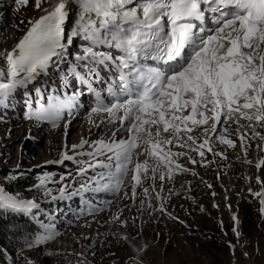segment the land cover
I'll return each instance as SVG.
<instances>
[{
  "label": "snow or ice",
  "instance_id": "snow-or-ice-1",
  "mask_svg": "<svg viewBox=\"0 0 264 264\" xmlns=\"http://www.w3.org/2000/svg\"><path fill=\"white\" fill-rule=\"evenodd\" d=\"M45 2L34 0L44 14L28 22L11 50L0 52L5 64L0 68V105L18 86L58 67L78 40L80 51L69 74L80 84L94 91L99 66L109 63L119 73V91L110 89L113 102L105 104L96 93L91 112L107 113L108 122L118 120L120 128L107 139H81L71 145L72 155L64 152L55 161L87 158L77 160V176L86 179L71 194H117L131 173L135 196L150 171L154 184L156 179L191 171L178 162L181 156L197 163L188 152H173L171 146L194 151L203 160L206 151L213 152L212 139L236 146L228 129L218 125L241 119L264 122V0H59L51 10L43 8ZM28 4L29 0H15L17 11ZM77 95L54 96L47 108L28 118L58 119L74 107ZM199 128L202 135H194ZM121 130L127 136L117 139ZM210 132L216 135L209 136ZM141 154L144 160L138 159ZM261 165L264 160L257 167ZM89 170L93 175L88 176ZM51 180L47 173L39 178V187L49 196L52 189L46 186ZM68 187L58 189L60 197L69 194ZM144 193L148 195L149 189ZM253 195L261 197L264 212V190ZM157 198L163 199L159 193ZM39 208L35 200L18 198L0 187V210L32 213ZM159 210L166 211L163 203ZM53 229L47 225L46 234H37L34 244L53 239L57 234Z\"/></svg>",
  "mask_w": 264,
  "mask_h": 264
},
{
  "label": "clouds",
  "instance_id": "clouds-1",
  "mask_svg": "<svg viewBox=\"0 0 264 264\" xmlns=\"http://www.w3.org/2000/svg\"><path fill=\"white\" fill-rule=\"evenodd\" d=\"M87 121L91 123L92 120L88 119ZM250 124L252 126H250ZM88 127L89 125H87L85 122L80 123L79 121L77 122V125H72L69 128V130L72 131L69 143H67L68 145L66 148H62L61 150L72 152L71 145L79 144L85 134L91 135V138L89 139L90 142L97 140L101 138V135H104V130L101 128L93 127L91 130H87ZM118 128H120V124L117 120L115 121L114 132H116ZM218 128L221 130L223 128L228 129L230 138L236 143L234 148L227 147L226 145L220 143L218 138L212 139L211 144L213 147V152L206 151L204 159L201 160V157L194 151H188L187 148L182 149L178 146H171L173 152H188V155L197 160V163L192 164L187 156H181L178 158V162L184 165L186 168L191 169V171L177 172L174 174L172 179L166 178L163 181L156 179L154 184L151 179L150 171L149 179L143 180V183L136 187L135 196L132 195L133 182L130 178L131 173H129V176L125 178L124 185L119 193L113 194L111 192H100L95 193L96 197H94L92 194H87L90 192L71 194L79 189L80 184L84 182L86 177L82 178L76 176L70 180L65 179L61 181L59 176H52L51 181L53 183V192L51 196L46 195V197L43 199L35 198L39 199L38 202L40 203V208L38 210L34 209L39 213V217L35 228L32 229V233L35 235V237L37 234H46V226L51 224L54 225L53 230L57 234L53 239L48 240V242L40 248H35L32 246L21 249L17 254V261L13 264H29L30 261L31 264H38L37 261L39 258L48 262L49 264H127L124 261H119L114 256L118 247H123L124 243H127V241L133 243L134 249L132 250V253H134L138 259H141L140 254L146 252L147 248H149V245L142 234L137 235L134 231L137 225H143V222H145V217L149 216L150 214L156 219L166 218L168 220H173L180 223L185 221V218H183L176 210V204L172 201V198L168 200L169 195L173 197L181 194L183 198L181 206L184 207V210L188 215L192 216V218L199 219L198 215L200 214L203 216L208 214L209 216L211 215L215 218L216 211L212 207H206L203 209V205L191 192V185L189 182L191 179L195 178L193 169L201 168L203 166L214 169V177L218 182V184L215 185V189L223 190V198L224 200H228V190L230 189L225 187L223 181L221 180L222 175L220 173V166L218 165L217 161H221V159L233 161L236 159L235 151L238 149H240V157H245L248 159L247 147L250 146L251 143L259 144L258 148L263 146L261 144V140L264 139V122L257 124L255 121L249 122L247 120L241 119L239 120V123L229 121L227 124L218 125ZM33 132L35 135L34 141L28 139L30 140L31 144L36 145L40 139L46 140V142H48L47 140L49 139L52 140L48 135L43 133V131H40L39 133H37V131ZM254 133H259V135H254ZM1 134L2 133H0V135ZM193 134L196 136H201L202 128L196 129ZM215 135L216 134L211 132L209 133V136ZM241 135L245 136V140L243 142L240 140ZM126 136L127 132L121 130L118 133L117 139ZM56 138L57 137L53 139ZM60 139L61 144H66L68 136L65 140L61 135ZM87 147L88 146L85 145V148ZM75 151L79 152L81 150L76 149ZM216 153H223V155H217ZM145 158L146 157L143 154L138 157L139 160H144ZM75 159L80 160L87 158L81 157L80 159H77L76 157ZM261 160H263V158L260 151L254 159V166L257 174L262 167V165L257 167V164ZM206 161H208V163H206ZM151 162L152 161L150 160V163ZM42 167L43 165L40 162L34 171L39 170L38 168ZM56 167L61 172L77 173V171L75 172V164L70 161H63L59 165L56 164ZM161 171H163V169H161ZM91 175H93L92 171L88 173V176ZM157 175H159V173ZM208 176L209 175H207V177L205 176V179H208ZM187 177L190 179L189 182ZM256 177H258V175H256ZM256 180H258L257 184L260 186L261 191L264 190L263 182L260 180V178ZM204 183H206V181ZM64 185L70 186L68 187L69 194L60 197L58 189ZM211 187L213 188L212 184ZM145 188L149 189L148 195H145L144 193ZM247 189L248 191L251 189V191H247L250 194H246V196L251 194L253 195L254 191L252 190V186L250 185L249 181ZM157 193H159V196L163 199H158ZM52 196H56L57 198L52 199ZM46 199L49 201L48 205L47 202L41 203V201H46ZM260 199L261 197L258 198V202H260ZM142 201L144 202L143 204L141 203ZM81 203L85 205V208L82 207ZM162 203L166 209L164 212L159 210ZM259 205L261 209L262 205ZM192 206L198 207L196 208V213H193L191 210ZM225 206L229 208L227 201H225ZM210 208L213 209L214 212H212ZM238 212L239 211L233 212L231 209H228V214L230 216L229 218L234 220L233 217H236V220L238 221ZM263 213L261 214V217ZM196 214L197 217L195 216ZM112 227H115L116 230L111 231L110 229ZM118 229L123 230L124 234H115L118 232ZM202 233L206 234L207 237L208 235L214 234L213 230L209 229H203ZM137 238H140V240H137ZM34 240L31 241L30 244L35 245ZM66 241H70V243L66 244ZM75 243H78V245ZM30 249H34V251L38 252L37 261L31 258L29 260L27 259L26 263L21 262L22 252L28 251ZM6 263L11 264L9 262Z\"/></svg>",
  "mask_w": 264,
  "mask_h": 264
},
{
  "label": "rangeland",
  "instance_id": "rangeland-1",
  "mask_svg": "<svg viewBox=\"0 0 264 264\" xmlns=\"http://www.w3.org/2000/svg\"><path fill=\"white\" fill-rule=\"evenodd\" d=\"M47 4L48 0L43 4V7L46 8ZM40 11L41 10L35 8L34 0H29V4L27 6H22L19 11L16 10L15 0H1L0 12L3 16V22L0 25V41H3L0 42V52L9 50L16 44L15 42L25 32L28 22L34 19ZM70 52L75 53V49L71 47ZM62 62H65V60ZM3 64V59H0V66ZM64 67H66V65ZM67 70L68 68L66 67V71ZM59 96L63 99L62 94H59ZM52 97L53 95L50 94V100H52ZM15 132L12 136L5 130V132L0 135V187H3L5 191L11 194L17 195L18 198L32 199L38 202L39 199H34V196H29L24 191L9 190L6 186V183L10 179L8 174L18 170H26L34 173V169L38 166L40 161L43 165V169H38L42 170V176L46 173L51 176L57 173L59 169L56 168L51 161L55 159L52 151L56 149V151L59 152L61 148H63L60 132L57 131L53 136L57 137L56 139H49L47 140L48 142L40 139L36 145L31 144L30 140H27L28 137L26 138L27 141L23 140L22 142L21 138L23 139L26 137L23 131L18 132V130H16ZM68 133V140H66L65 145H68L67 143H69L72 131L69 130ZM258 146L259 144L251 143L250 146L247 147L248 159H243V161L249 162L251 171H249V167L245 169L244 163H237L225 159L217 161L222 175L221 180L225 187L230 189L228 190V200H224L223 190L215 189V185H217L218 182L214 177V169L203 166L193 169L195 178L191 179L190 182L189 177H187L193 195L203 205V209L212 207L216 211L215 218L205 214L204 217H200L201 220L194 219L192 216L188 215L184 207L181 206L183 200L181 194L173 197L169 195L168 200L172 198V201L176 204V210L188 223L185 221L180 223L166 218L156 219L153 215L149 214V216L144 218L145 222H143V225H137L134 231L137 235L142 234L149 245V248H147L145 252V256L138 259L134 253H132L134 245L130 241L124 243L123 247L119 246L114 256L119 261H124L127 264H264V230L256 224V230H254L251 237L247 239L241 228H238L237 220H231L228 214V209H231L233 212H240L246 207H250L256 219H260L263 213L260 210V202H258L259 197L252 194L247 195L250 197L246 196V194H250L247 189L248 181L254 193L261 192L260 186L257 184L258 180H256L258 177L263 182L264 186V165H262L258 174L254 169V159L258 152L261 151V156L264 160V146L257 150ZM29 155L33 156L34 159L30 160L28 158ZM46 156H49V158L43 161L42 158ZM206 163H208V161H206ZM206 173L209 175L208 179H205ZM256 175H258V177H256ZM203 180L204 182L206 181V183H204ZM211 184L213 188L208 187ZM87 194H92L96 197L95 193L90 192ZM37 195H44V193H38ZM225 201L229 204V208L225 206ZM43 202H47V205L49 204L47 199L46 201H41V203ZM38 204L40 203L38 202ZM196 208L198 207H191L193 213L197 212ZM226 222L233 223V228L236 230L234 231L235 234L240 231L239 236L236 234L237 241L235 245L230 244L228 235L225 233L224 226ZM215 224H218L221 230H223V234L220 238L227 246L228 253L222 251L220 247H217V250L209 247L210 243L207 241V236L202 234L203 229L212 230ZM209 237L212 238L213 235ZM137 240H140V238H137ZM45 243L35 244L33 247L40 248ZM69 243L70 241H66V244ZM75 244L78 245V243ZM37 263L49 264L40 258Z\"/></svg>",
  "mask_w": 264,
  "mask_h": 264
},
{
  "label": "trees",
  "instance_id": "trees-1",
  "mask_svg": "<svg viewBox=\"0 0 264 264\" xmlns=\"http://www.w3.org/2000/svg\"><path fill=\"white\" fill-rule=\"evenodd\" d=\"M41 172L42 170H36L34 173L26 170L11 172L8 174L10 179L6 183V186L12 191H24L29 196H34V199H43L46 197V194L44 188L39 187V178L42 176ZM38 193H44V195L38 196ZM210 210L214 212L213 209L210 208ZM251 211L250 207H246L244 210L238 212V228H241L247 239H249L253 231L256 230V224L264 230V213L260 219H256ZM33 213L38 212L34 209L32 213H25L12 209L0 210V264L6 262L11 264L15 263L17 261L18 252L23 248L29 247L28 245L30 242L34 240L35 235L32 233V229L35 228L38 222L39 213ZM195 216L197 217V214ZM198 217L200 219V217L204 216L200 214ZM212 230L214 232L213 237H209L210 235L207 237V241L210 243L209 247L216 250L217 247H220L222 251L228 253L227 246L220 238L222 230L219 225L215 224ZM224 230L228 235L229 242L235 244L237 238L232 227V222H226ZM202 234L206 235L204 233Z\"/></svg>",
  "mask_w": 264,
  "mask_h": 264
},
{
  "label": "bare ground",
  "instance_id": "bare-ground-1",
  "mask_svg": "<svg viewBox=\"0 0 264 264\" xmlns=\"http://www.w3.org/2000/svg\"><path fill=\"white\" fill-rule=\"evenodd\" d=\"M59 2V0H48V8L46 7V9H48V10H51V8L52 7H54L55 6V4H57ZM44 13H43V11L40 13V15H43ZM39 15V16H40ZM38 16V17H39ZM38 17H36V18H38ZM28 27H29V25H28ZM28 27H27V29H28ZM3 28V27H2ZM27 31V30H26ZM25 31V32H26ZM4 32V31H3ZM5 33V32H4ZM7 33V32H6ZM7 35V34H6ZM10 37V36H9ZM22 37V36H21ZM20 37V38H21ZM2 38V37H1ZM19 38V39H20ZM9 39V38H8ZM12 39V38H11ZM18 39V40H19ZM18 40L15 42V43H17L18 42ZM3 41V40H2ZM2 41H0V42H2ZM14 43V44H15ZM8 44V43H7ZM6 46V45H5ZM4 46V47H5ZM15 46V45H14ZM13 46V47H14ZM13 47H11L9 50H11ZM5 67V64H3L2 66H0V68H4ZM52 68V67H51ZM51 72V69H50V71H47V72H43V73H41L40 75H38L37 77H36V79H34V80H37V79H39V78H46L48 75H49V73ZM110 79V78H109ZM16 133V132H15ZM37 133H39V132H37ZM17 134V133H16ZM22 137H23V135H22ZM60 137H61V135H60ZM17 139V138H16ZM21 140H22V138H21ZM28 140V139H27ZM26 140V141H27ZM59 144V143H58ZM46 146H47V144H46ZM61 146V145H60ZM18 147V146H17ZM35 147V146H34ZM43 148V147H42ZM49 148V147H48ZM62 149V148H61ZM260 149V147L257 149V150H259ZM30 151V150H29ZM239 151H240V149H238V150H236L235 151V155H236V159H234L233 160V162H237V163H244V165H245V169L247 168V167H249V163L247 162V161H243V159H245V160H247V158H245V157H240V154H239ZM23 152V151H22ZM45 152V151H44ZM256 152V151H255ZM254 152V153H255ZM19 156V155H18ZM30 156V155H29ZM28 156V158L31 160H33L34 159V157L33 156H30L29 157ZM11 157H13V156H11ZM41 157V156H40ZM15 158V157H14ZM49 158V156H46V157H43L42 158V160L44 161L45 159H48ZM11 159V158H10ZM20 159V158H19ZM25 159V158H24ZM27 159V158H26ZM28 160V159H27ZM39 162V161H38ZM41 162V161H40ZM254 169H255V166H254ZM249 171H251V167H249ZM207 173H206V177H207ZM249 175V174H248ZM250 176V175H249ZM183 185V184H182ZM38 186V185H37ZM184 186V185H183ZM36 189V188H35ZM111 231H115L116 230V228L115 227H112L111 229H110ZM115 234H124V232H123V230H120V229H118V232H116ZM142 255H143V257L145 256V252L143 253V254H140V258H142Z\"/></svg>",
  "mask_w": 264,
  "mask_h": 264
},
{
  "label": "built area",
  "instance_id": "built-area-1",
  "mask_svg": "<svg viewBox=\"0 0 264 264\" xmlns=\"http://www.w3.org/2000/svg\"><path fill=\"white\" fill-rule=\"evenodd\" d=\"M33 259V260H36L37 261V258H38V252L37 251H34V249H30L28 251H24L22 252V256H21V262H24L26 263L27 262V259ZM27 264V263H26Z\"/></svg>",
  "mask_w": 264,
  "mask_h": 264
}]
</instances>
